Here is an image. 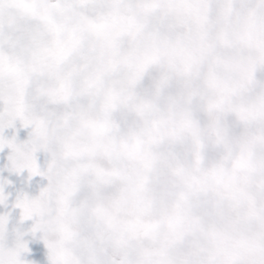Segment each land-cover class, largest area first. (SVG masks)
<instances>
[{
    "label": "snow or ice",
    "instance_id": "6c2138e0",
    "mask_svg": "<svg viewBox=\"0 0 264 264\" xmlns=\"http://www.w3.org/2000/svg\"><path fill=\"white\" fill-rule=\"evenodd\" d=\"M0 264H264V0H0Z\"/></svg>",
    "mask_w": 264,
    "mask_h": 264
}]
</instances>
